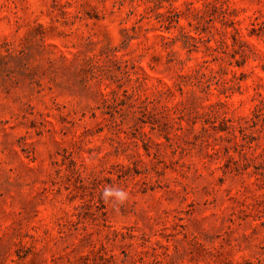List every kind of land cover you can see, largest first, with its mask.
Masks as SVG:
<instances>
[{
	"label": "rangeland",
	"instance_id": "374dc122",
	"mask_svg": "<svg viewBox=\"0 0 264 264\" xmlns=\"http://www.w3.org/2000/svg\"><path fill=\"white\" fill-rule=\"evenodd\" d=\"M0 264H264V0H0Z\"/></svg>",
	"mask_w": 264,
	"mask_h": 264
},
{
	"label": "clouds",
	"instance_id": "9594fccd",
	"mask_svg": "<svg viewBox=\"0 0 264 264\" xmlns=\"http://www.w3.org/2000/svg\"><path fill=\"white\" fill-rule=\"evenodd\" d=\"M116 195L121 199V200H125L127 199V196L128 194L126 192H119V193H116ZM104 198V196H103Z\"/></svg>",
	"mask_w": 264,
	"mask_h": 264
}]
</instances>
